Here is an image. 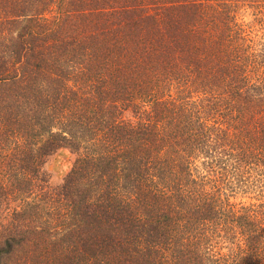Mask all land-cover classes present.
Segmentation results:
<instances>
[{
  "label": "trees",
  "instance_id": "1",
  "mask_svg": "<svg viewBox=\"0 0 264 264\" xmlns=\"http://www.w3.org/2000/svg\"><path fill=\"white\" fill-rule=\"evenodd\" d=\"M0 264H264V0H0Z\"/></svg>",
  "mask_w": 264,
  "mask_h": 264
},
{
  "label": "rangeland",
  "instance_id": "2",
  "mask_svg": "<svg viewBox=\"0 0 264 264\" xmlns=\"http://www.w3.org/2000/svg\"><path fill=\"white\" fill-rule=\"evenodd\" d=\"M243 16L250 19L252 17L251 9L246 8ZM72 157L73 154L65 147L57 148L47 157L45 168L48 171L50 183L60 180L62 175L68 170Z\"/></svg>",
  "mask_w": 264,
  "mask_h": 264
}]
</instances>
